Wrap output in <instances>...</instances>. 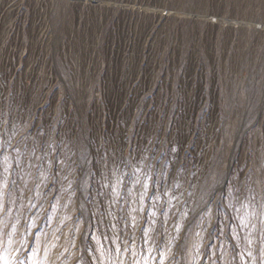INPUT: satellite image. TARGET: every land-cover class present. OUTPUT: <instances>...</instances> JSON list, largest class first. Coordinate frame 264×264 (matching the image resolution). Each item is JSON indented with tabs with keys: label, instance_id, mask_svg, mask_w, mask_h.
<instances>
[{
	"label": "rangeland",
	"instance_id": "obj_1",
	"mask_svg": "<svg viewBox=\"0 0 264 264\" xmlns=\"http://www.w3.org/2000/svg\"><path fill=\"white\" fill-rule=\"evenodd\" d=\"M0 264H264V0H0Z\"/></svg>",
	"mask_w": 264,
	"mask_h": 264
},
{
	"label": "snow or ice",
	"instance_id": "obj_2",
	"mask_svg": "<svg viewBox=\"0 0 264 264\" xmlns=\"http://www.w3.org/2000/svg\"><path fill=\"white\" fill-rule=\"evenodd\" d=\"M144 187H145V189H146V188H147V185H145ZM113 190L115 191V189H113ZM117 251H119V249H117Z\"/></svg>",
	"mask_w": 264,
	"mask_h": 264
}]
</instances>
